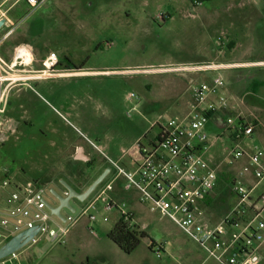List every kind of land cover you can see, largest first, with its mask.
<instances>
[{
  "label": "rangeland",
  "instance_id": "obj_1",
  "mask_svg": "<svg viewBox=\"0 0 264 264\" xmlns=\"http://www.w3.org/2000/svg\"><path fill=\"white\" fill-rule=\"evenodd\" d=\"M16 27L29 36L19 50L31 51L33 61L18 72L30 77L12 90L7 117H21L29 124L20 123L16 134L7 141L0 140V164L10 169L13 183L42 186L44 198L53 206L59 201L52 189L64 196L67 184L82 193L95 180L87 175L79 182L86 167L83 160L95 148L79 149L78 142L77 146H63L62 135L69 142H74L78 133L85 135L99 146L102 156L124 166L119 160L123 158L131 168L134 161H142L136 144L140 139L146 144L155 132L153 124L184 118L192 103L191 83L211 81L214 76L213 72L163 71L170 66L253 64L219 74L224 82L222 93L233 106L225 119L240 117L251 124L257 122L253 140H243L241 145L250 150L254 144L264 150V0H49ZM22 38L26 39L20 36L18 40ZM51 53L72 62L58 66V71L102 73L31 78L41 76ZM130 93L132 100L128 99ZM218 132L209 125L203 154L208 164L222 165L216 186L202 204L205 219L211 224L222 220L235 205L231 181L237 175L235 168L240 171L247 161L241 160L238 167L228 166L226 147L232 140L229 133L219 138ZM110 178L85 201L73 198L70 203L75 212L63 208V216L77 219L63 244L41 235L36 243L18 252L17 260L8 263L19 264L31 254L94 255L96 249H103L100 258L93 260L95 264H219L205 261L204 252L166 216L141 204L136 192H125L123 180L107 189ZM110 202L119 208L107 209ZM129 210L135 214L133 224L148 234L135 252L126 254L112 241H105L107 245L93 242L94 235L105 240ZM53 220L60 223L56 217ZM50 225L55 228L54 223ZM171 238L185 246L193 259L174 251L171 243L165 250V241ZM7 241L0 240V248ZM160 250L158 258L156 252Z\"/></svg>",
  "mask_w": 264,
  "mask_h": 264
},
{
  "label": "built area",
  "instance_id": "obj_2",
  "mask_svg": "<svg viewBox=\"0 0 264 264\" xmlns=\"http://www.w3.org/2000/svg\"><path fill=\"white\" fill-rule=\"evenodd\" d=\"M33 13L49 0H24ZM9 30L5 37L12 34ZM33 55L28 49H21L12 63L0 55V138L5 134L11 120L7 117L12 90L30 76L19 75L20 68L32 65ZM59 59L56 53L48 55L45 62L47 79L56 73ZM229 68L219 64L179 65L167 67L164 72L182 74L213 72L211 81L191 83L192 104L189 113L182 119L156 121L154 134L140 139L136 150L142 161H134L127 168L108 158L116 174L113 180L122 178L125 192L134 191L141 204L166 216L206 255L207 259L219 264H264V150L252 144L250 150L241 145L243 140H253L254 125L244 118H228L226 131L232 145L226 148L228 166L238 167L241 160H248L232 179L236 203L222 220L211 224L205 219L202 204L218 181L222 165L208 164L203 154L208 145L207 127L212 117L230 108L228 98L222 93L223 77L219 74ZM22 72V71H21ZM25 72V71H24ZM55 72V73H54ZM41 74V75H42ZM72 74V73H69ZM17 76L25 78H17ZM133 94L128 99H133ZM64 117V116H63ZM100 151V148L90 142ZM108 189V188H107ZM45 189L36 184L25 187L13 183L10 169L0 164V240L7 241L25 230L39 227V234L32 240L36 243L41 235H47L54 243L63 244L65 237L76 225L77 219L65 217V222L51 213L44 198ZM124 207V205H123ZM107 209L119 208L110 202ZM126 220L132 219L124 211ZM56 217L60 223H55ZM55 224V228L51 227ZM93 233V230H90ZM161 258V250L156 252ZM18 259V253L1 260L9 264Z\"/></svg>",
  "mask_w": 264,
  "mask_h": 264
},
{
  "label": "crops",
  "instance_id": "obj_3",
  "mask_svg": "<svg viewBox=\"0 0 264 264\" xmlns=\"http://www.w3.org/2000/svg\"><path fill=\"white\" fill-rule=\"evenodd\" d=\"M44 6H42V7H44ZM41 8H39V9H41ZM38 10H36L35 12H37ZM29 14H30L29 13V6L26 4V2L24 0H0V21L5 20V24L0 29V55L8 63H12L14 61V59L17 55V52L19 50V46L24 45L25 43L28 42L26 40L29 36L26 34V32L23 31L22 28L16 29L17 28L16 24L18 25V24L23 23V21H25L26 17ZM12 29H14L12 34L8 37H5L6 33ZM16 34H17V36L13 41L12 38ZM20 36L25 37V38L27 37V38L25 40H24V38H22L23 40L20 42L18 40V38ZM219 65L229 66V68H226V69L237 68V67H241V66H250V65L253 66V64H248V63H228V62H220ZM226 69H224V70H226ZM57 72L60 75L55 76L56 78L57 77H63V76H82V75H95V74L102 73L100 71H94V70H81L80 73L69 74L71 72L68 70L58 71V69L56 70V73ZM47 79H49V78H47ZM47 79H43V80H47ZM191 102H192V100H191ZM188 103L190 104V101ZM232 107L233 106L230 105L229 109L215 114L208 124V127H209V125L213 124V126L220 131V133L218 132L219 138H222L223 135H225L227 133V131H226V119L225 118H226V116H228L227 113L230 112L231 109H233ZM9 118L11 121H13V118H11V117H9ZM208 127H207V130H208ZM9 130H10V126L6 130L5 134L0 138L1 141H5V138L7 137V133ZM62 137L64 138L62 140L65 143L63 146L73 147V146L78 145L77 142L74 140H73L74 142H69V139L67 138V136L62 135ZM83 147H89V146H82L81 145V147H79V149H82ZM74 158H76V156H74ZM83 161H86V160H83ZM246 162H248V160L245 161V163ZM221 167L219 168V170L221 169ZM235 169H238L236 172L238 174L239 168H235ZM69 171L71 172V168L69 169ZM79 185H80V183H79ZM80 188H82V187H80ZM129 212L131 213V216H132V223H134L135 214L132 210H129ZM89 231H90V229H89ZM94 237L95 238H93L94 239L93 242L96 245H103L104 243H105V245H107V243L105 241H111L108 238V236L105 238V240L102 237H97V235H94ZM165 242H166L165 250H167V246L169 245V243H171V244H173L172 249H174V251L180 253L182 256L188 257L189 260L193 259V258H191L192 256L190 255V253L186 249V247L183 246L182 244H180L179 241L175 240L174 238H171ZM94 253H95L94 255L92 253H86L84 255H80V254H74V253L58 252V253H52V256H50V257H49V254H47V255L45 254L42 257H37L36 255L31 254L29 256H25L22 259V261H20L19 264H36L35 263L36 259H37L38 264H95V262L93 260L100 258V255H102V253H103V249H100V250L96 249ZM207 260H210V259H207V257H206L205 261H207Z\"/></svg>",
  "mask_w": 264,
  "mask_h": 264
},
{
  "label": "water",
  "instance_id": "obj_4",
  "mask_svg": "<svg viewBox=\"0 0 264 264\" xmlns=\"http://www.w3.org/2000/svg\"><path fill=\"white\" fill-rule=\"evenodd\" d=\"M5 24V20L0 21V29ZM110 169H106L102 174H100L92 184L82 193L76 192L69 185L65 184L67 193L64 196L59 195L54 189L51 190V193L59 201L58 206H53L47 202L51 213L59 218L61 221L65 222L66 218L62 214L63 208L69 209L71 212H75V209L71 206V200L76 198L77 200L83 202L85 201L95 190L96 188L107 178ZM40 228L34 227L24 232L12 237L0 248V261L4 260L15 253H18L26 245L32 242V240L39 234Z\"/></svg>",
  "mask_w": 264,
  "mask_h": 264
},
{
  "label": "flooded vegetation",
  "instance_id": "obj_5",
  "mask_svg": "<svg viewBox=\"0 0 264 264\" xmlns=\"http://www.w3.org/2000/svg\"><path fill=\"white\" fill-rule=\"evenodd\" d=\"M66 62L72 64L71 61H66V59L65 60L60 59L59 60V63H58V66H68L69 64H67ZM74 68L79 69L80 67L79 66L77 67L76 65H74ZM20 123H23L24 125H28L29 124V121L24 120L21 117H16V119H13V121L10 122V125H9L10 126V130L7 133V137L5 138V141H7L12 135H14V134H16L18 132ZM78 134L79 135H76V138H75L74 141L80 143L82 146H89L90 148H92L91 147L92 144L90 142H92L96 146H98L89 137H87L85 135L83 136L80 133H78ZM95 150L98 151L97 149H95ZM96 151H93V153L88 158V160L83 161L84 164H86V167H85V169L83 170V172L80 175L78 174V171L76 169H74L75 173H77L79 175V179H80L79 182L84 181L83 179L87 175L88 176L89 175H92L96 179L100 174H102L108 168L110 169V172L107 175V178H110V177H112V178L109 179V183L107 185V188H110L111 186H113L116 183L117 180H119V179L123 180L122 178H117L116 180H113L114 177H115L116 172H115L114 168L111 166L110 162L107 160V157L108 156L107 157L106 156L104 157V156H102V155H104L103 152L101 153L99 151L100 153H97ZM119 160H121V162L124 165V167H127L128 168V166L124 162V159L123 158L122 159H119ZM101 167H103V168L101 169ZM123 182H124V180H123ZM123 185H124V183H123ZM88 187H86V189ZM86 189H84V191Z\"/></svg>",
  "mask_w": 264,
  "mask_h": 264
},
{
  "label": "trees",
  "instance_id": "obj_6",
  "mask_svg": "<svg viewBox=\"0 0 264 264\" xmlns=\"http://www.w3.org/2000/svg\"><path fill=\"white\" fill-rule=\"evenodd\" d=\"M255 86L259 87V84L256 82ZM253 125L255 130L259 126L255 121ZM147 236L148 234L145 231H142L137 225L132 223L131 218L126 220L124 216L119 219L114 228L108 233V238L126 254L135 252L142 239Z\"/></svg>",
  "mask_w": 264,
  "mask_h": 264
},
{
  "label": "bare ground",
  "instance_id": "obj_7",
  "mask_svg": "<svg viewBox=\"0 0 264 264\" xmlns=\"http://www.w3.org/2000/svg\"><path fill=\"white\" fill-rule=\"evenodd\" d=\"M140 71V70H139ZM36 77H49L48 73L47 74H44L42 76H32L31 78H36ZM17 78H24V77H20V76H17Z\"/></svg>",
  "mask_w": 264,
  "mask_h": 264
}]
</instances>
